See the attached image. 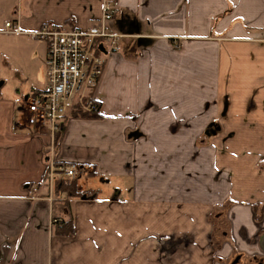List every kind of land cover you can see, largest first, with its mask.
Masks as SVG:
<instances>
[{
  "label": "crops",
  "instance_id": "crops-1",
  "mask_svg": "<svg viewBox=\"0 0 264 264\" xmlns=\"http://www.w3.org/2000/svg\"><path fill=\"white\" fill-rule=\"evenodd\" d=\"M117 1L99 112L54 134L26 119L47 54L28 32L86 29L103 0H0L28 46L0 78V264H264V0ZM72 163L97 194L61 236L47 173Z\"/></svg>",
  "mask_w": 264,
  "mask_h": 264
},
{
  "label": "built area",
  "instance_id": "built-area-1",
  "mask_svg": "<svg viewBox=\"0 0 264 264\" xmlns=\"http://www.w3.org/2000/svg\"><path fill=\"white\" fill-rule=\"evenodd\" d=\"M117 0H103L102 16L86 28H64L44 23L28 32L47 44L45 59L48 86L25 99L26 119L34 124H48L54 134L65 126L73 112L93 113L98 110L95 91L105 63V55L117 50L121 35L111 22L119 10ZM6 32H20L17 25L6 23ZM77 164L57 165L47 173L49 183L55 179H74L82 173Z\"/></svg>",
  "mask_w": 264,
  "mask_h": 264
},
{
  "label": "trees",
  "instance_id": "trees-1",
  "mask_svg": "<svg viewBox=\"0 0 264 264\" xmlns=\"http://www.w3.org/2000/svg\"><path fill=\"white\" fill-rule=\"evenodd\" d=\"M98 110L93 113L87 112H73L76 115H97ZM54 192L58 197L54 203L55 214L53 217V225L55 228V233L61 236H72L74 234V222L71 212V199L72 198H90L97 194L94 190H82L79 186L78 179H56L54 181ZM65 194L66 197L63 198L62 195Z\"/></svg>",
  "mask_w": 264,
  "mask_h": 264
},
{
  "label": "rangeland",
  "instance_id": "rangeland-1",
  "mask_svg": "<svg viewBox=\"0 0 264 264\" xmlns=\"http://www.w3.org/2000/svg\"><path fill=\"white\" fill-rule=\"evenodd\" d=\"M8 19L10 20L11 18L8 17ZM6 20L4 19V21L0 25V78L10 79L17 71L15 68L17 66L16 64L20 63V58L22 55L21 52H24L28 48V46L23 44V41L20 40L21 38H19L18 33L6 32ZM23 60L24 59L22 58V61ZM16 61L19 63H17ZM44 86V89L48 86L47 76L44 82Z\"/></svg>",
  "mask_w": 264,
  "mask_h": 264
}]
</instances>
